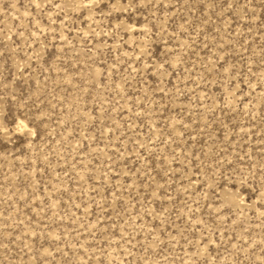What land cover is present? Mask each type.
I'll use <instances>...</instances> for the list:
<instances>
[{"label":"rangeland","instance_id":"rangeland-1","mask_svg":"<svg viewBox=\"0 0 264 264\" xmlns=\"http://www.w3.org/2000/svg\"><path fill=\"white\" fill-rule=\"evenodd\" d=\"M0 264H264V0H0Z\"/></svg>","mask_w":264,"mask_h":264}]
</instances>
